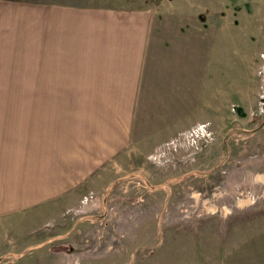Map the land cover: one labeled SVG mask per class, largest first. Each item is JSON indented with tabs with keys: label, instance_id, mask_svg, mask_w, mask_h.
Instances as JSON below:
<instances>
[{
	"label": "rangeland",
	"instance_id": "rangeland-1",
	"mask_svg": "<svg viewBox=\"0 0 264 264\" xmlns=\"http://www.w3.org/2000/svg\"><path fill=\"white\" fill-rule=\"evenodd\" d=\"M102 2L150 13L152 62L178 63V87L141 97L130 144L78 186V24L0 11V162L57 143L73 172L0 212V264H186L177 246L202 252L197 232L219 228L226 256L264 264V0Z\"/></svg>",
	"mask_w": 264,
	"mask_h": 264
},
{
	"label": "crops",
	"instance_id": "crops-1",
	"mask_svg": "<svg viewBox=\"0 0 264 264\" xmlns=\"http://www.w3.org/2000/svg\"><path fill=\"white\" fill-rule=\"evenodd\" d=\"M7 8L16 12L9 24H78V57L69 58L78 59V89L68 91H78L79 186L100 163L130 144L141 97L152 100L156 89L174 92L172 86L179 84L178 63L168 64L166 73H162L164 65L152 62L155 48L150 40L152 19L147 10L108 6L102 0H0L4 24ZM49 147L64 150L60 144L43 143L27 156L26 167L23 163L3 166L0 162V212L33 207L42 197L66 187L64 182L73 174L68 177L70 163L54 158L62 150L49 154ZM40 155L49 157L44 167L37 164ZM62 169L64 175L59 174ZM219 216L224 218L223 213ZM224 232L220 228L198 231V236L213 237L214 241L203 239V247L197 246L203 250L197 254L190 245L182 246L183 251L177 246L178 259L186 264H241L242 249L238 248L240 253L236 254L234 248L226 256L220 243ZM247 258L251 260L252 256Z\"/></svg>",
	"mask_w": 264,
	"mask_h": 264
}]
</instances>
